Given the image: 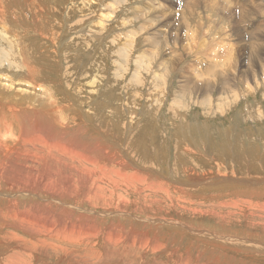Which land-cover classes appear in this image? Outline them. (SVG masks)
<instances>
[{
  "label": "rangeland",
  "instance_id": "obj_1",
  "mask_svg": "<svg viewBox=\"0 0 264 264\" xmlns=\"http://www.w3.org/2000/svg\"><path fill=\"white\" fill-rule=\"evenodd\" d=\"M195 1V11L184 13L181 0H3L0 30L6 32L0 33V90L36 91L33 106L54 112L56 108L41 94L48 87L61 103L63 111L55 115H61L60 122L70 131L69 136L74 134L77 121L84 142H106L110 149L122 150V159L133 156L134 162L119 165L103 162L98 152L91 154L98 167L111 168L109 176L95 183L88 201L85 195L79 198L85 208L96 209L97 215L75 219L61 217L53 209L43 210L72 235L98 238L96 253L107 249L103 245L110 236L120 252L133 250L129 257L136 264L154 260L172 264L166 257L171 248L183 255L184 264H193L196 256L198 264H264L262 247L250 244L260 236L264 243V55L260 57L264 44L259 49L252 43L253 31L264 35V17L255 14L250 21L246 16L260 5L258 0H219L229 7H214V13L203 7L201 0ZM161 10L167 13L162 25L158 18ZM210 37L217 43H211ZM19 42L26 48V59L30 57L37 66L25 81L13 59L14 44ZM157 43L165 45L163 51L159 52ZM203 43L207 45L202 50ZM250 66L255 69L252 74ZM36 80L43 86L30 84ZM207 86L213 101L200 106ZM104 93L110 96L108 100H104ZM85 111L94 116L83 118ZM187 147L195 155L186 152ZM192 168L202 175L194 182L189 177ZM124 177L135 180L127 183ZM199 180L209 182L194 184ZM23 202L30 200L23 198ZM37 205L35 200L33 209ZM24 207L19 205L21 210ZM33 209L31 215L40 221L51 219ZM157 216L206 229L204 233L184 232L170 221L154 225L150 221ZM117 220L125 232L132 225L139 232L153 229L159 235V247L142 249L138 240L111 236L106 225ZM212 232L220 237L216 239ZM165 236L167 240H163Z\"/></svg>",
  "mask_w": 264,
  "mask_h": 264
},
{
  "label": "bare ground",
  "instance_id": "obj_2",
  "mask_svg": "<svg viewBox=\"0 0 264 264\" xmlns=\"http://www.w3.org/2000/svg\"><path fill=\"white\" fill-rule=\"evenodd\" d=\"M173 1H178V0H173ZM181 2H182V5L184 4V8H183L184 13H192L195 11V8L197 5V2L195 0H181ZM218 2H219V0H201V5L204 8H206L207 10L210 9V11L211 10L213 11L214 7L215 8L216 7L217 8L223 7L222 5L226 6L228 4L227 3L225 5V4H222L221 2H219V3ZM216 3H217V5H215ZM257 3H260V5L257 6L254 10L252 9L249 12V15H247L244 12L246 14L248 20H250V21L253 20L252 19L253 17L256 18L257 16H260V15L262 17H264V0H258ZM1 4H3V0H0V5ZM15 6H16V4H15ZM227 7H229V5H227ZM231 9H232V7H231ZM161 11H162V13L159 12L158 18L160 20L159 24L162 25L166 19L165 14H167V13H165V10H161ZM0 12L3 13V8L0 10ZM213 13H214V11H213ZM218 13H220V12H218ZM244 13H242V15ZM255 14L257 16H253ZM163 17H165V18H163ZM232 18H233V16H232ZM252 23H250V24H252ZM1 27H2V25H1ZM256 28L257 27H255L253 29H256ZM233 29H234V27H233ZM260 31H263V30H260ZM5 32L6 31L0 30V33H5ZM243 35H246V33ZM4 36L7 37L11 41V43L14 41L11 38V36H7V35H4ZM5 37H3V38H5ZM211 37H213V36H211ZM211 37H210L211 43H217V41ZM247 37H245V38H247ZM240 38H241V36H240ZM252 40H253L252 43L255 42V44L257 45L256 48H259V46L264 44V43H261V42H264V35H262L261 33L260 34L257 33V35H256L253 31ZM206 41H207V39H206ZM1 44H2V40L0 39V45ZM250 44H251V42H250ZM14 45H15V58L13 57V59L16 62L17 66L21 70L20 75L22 77V80L25 81L27 75L33 74L36 71L37 66L34 67L32 65V61H31L30 57H28L26 59V56H25V49L26 48L23 45H21L20 42L15 43ZM205 45H207V44L206 43L202 44V46H201L202 50H203ZM156 47H158L159 52H161L164 50L165 45L162 43H157ZM27 49L29 50V48H27ZM217 51H219V50H217ZM261 52H262V50H261ZM254 53H255V51H254ZM250 54H252V53H250ZM262 55H264V54L260 53V57H262ZM158 57H159V54L157 56L154 55L153 61L156 60ZM214 58H215V56H214ZM208 59H210V58H208ZM232 59H234V58H232ZM262 59H264V58H262ZM210 60H212V59H210ZM1 66H2V63H1V59H0V68H1ZM45 66H46V68L48 67L47 65H45ZM211 67H215V66L212 65ZM46 68H45V70H47ZM226 68H228V67H226ZM226 68L224 70H226ZM229 68H230V66H229ZM100 69L102 70L101 67H100ZM100 69H98L99 72H100ZM116 70H117V68L114 69L112 79H114L115 78L114 76H116ZM212 70L215 71V69H213V68H212ZM228 70H230V69H228ZM252 70H255V69L250 66L248 71L251 74H252ZM230 71H232V70H230ZM220 72H222V71H220ZM240 73H242V72H240ZM256 73L258 74V72H256ZM210 74L211 73H209L208 75H210ZM233 74H235V73L233 72ZM220 75H221V73H220ZM220 75H218V76H220ZM224 76H225V74H224ZM224 76L222 75L221 77L226 79ZM244 77H245V73H244ZM227 78H228V76H227ZM96 79H98V78H96ZM116 79H117V77H116ZM125 79H127V78H125ZM211 79H213V78H211ZM229 80L230 79H227V81H229ZM20 82H23V81H20ZM96 82H98V81L96 80ZM111 83H113V82H111ZM30 84L34 85L35 87L43 86V84L37 80L31 82ZM95 86H94V88H95ZM210 91H211L210 87H208L204 90L205 95L202 98H200V101H201L200 106H208V105H210L208 102L213 101V100H211L212 98H211ZM35 93H36V91L21 90V89H16V90H13L12 92H9V93H6V92H3L2 90H0V246H1L0 264H136V262L132 261L131 257H129V253L130 254L133 253V250H130L129 252L128 251L127 252L126 251L120 252V250L116 247L117 242H112L110 240L112 237L109 236L108 237L109 239H107L106 241L104 240L105 243H104L103 247H105L107 249L103 250L102 253L98 254V253H96L97 248H96V242H95L98 238H86V237L78 238L77 236L72 235L70 232L65 231L61 226H57L55 221H54L53 216L48 214V213H45L43 211V210H52L53 209L61 217L75 218V219H84V218L91 217L92 215H97L96 209L85 208L83 205V202L79 198H82L85 195V200L88 201L91 191L95 188V183L97 181H99L100 179H102L106 176H109V174L111 173V168L108 167L106 169H102V168L98 167L99 163L92 159L91 154L94 152H98V154L100 155V158L103 162H113V163H116L119 165H122V164L126 163L127 161H131V162H134V161H133V156L130 157L128 160H126V158L122 159L121 158V156L123 155L122 150H118L116 147H115L116 149H110L109 146L105 145L106 142H105V144H104L105 146H104L101 143L100 139H99L100 142H96V143L84 142V140L81 138L82 132L80 131V125L77 123V121H76L77 126L75 128L74 134L72 136H69L68 134L70 133V131L66 128V125H64L60 122L61 115L59 114L57 117L55 115V113H57V111H60V112L63 111L62 110L63 108L61 107V103L57 99V97L55 96L54 92L48 87L43 88L41 91V94L45 97L47 102H49L51 105H53L56 108V110H54V112H52V111L48 112L45 110H41L37 107H34L33 106V100L35 99V97L32 95H34ZM98 93H100V92H98ZM103 95H104V100H108L110 98V96L106 93H104ZM193 96H194L193 95V88L191 87L190 97L192 98V100H193ZM196 100H194V101L196 102ZM95 105H98V104H95ZM125 105H129V104L126 103ZM65 106H67V105H65ZM79 108H81V107H79ZM88 109L90 110V108H88ZM103 109H104V107H103ZM93 112H95V111H93ZM106 112H108V111H106ZM87 116H92V115H90V112L88 114L85 111V113L82 117L86 118ZM133 116L135 117V115H133ZM8 117H10L12 121H9L7 119ZM134 119H136V118H134ZM14 125H16L15 131H13ZM144 125L147 126V124H144ZM92 126H93V124H92ZM133 127H134V125L131 124V128H133ZM96 130H97V128H96ZM41 133H45V136H41ZM123 135H125V134H123ZM104 136H105V134H104ZM90 141H94V140L91 139ZM194 142H196V141H194ZM115 143H117V142H115ZM198 143H200V141ZM187 144H188V142H187ZM184 145H185V143H184ZM113 146H111V147H113ZM116 146H118V144H116ZM190 146H191V144H190ZM118 147H120V146H118ZM185 150H186V152H188L192 155H195L193 153L194 150L192 151L189 147H187ZM195 153H198V152H195ZM194 169L195 168H192L191 175L189 176L190 180H193L192 182H194V180L197 181L196 177L202 176L200 174H196V171ZM195 175H198V176H195ZM124 178H125V181L127 183L133 182L135 180V179L130 178V177H124ZM206 182L207 181H205V180L203 182H200V180H199L198 182H195L194 184H202V183L206 184ZM208 182H207V184H208ZM154 188L158 192H163V190H161L159 187L155 186ZM164 191H166L165 187H164ZM23 198H28L30 200V203H28V204L24 203ZM35 200H38V205L33 209L34 204H35ZM243 201H246V200H243ZM246 202L252 203L251 201H248V200ZM20 204H25V207H24L25 210H21L19 208ZM54 206H56L57 208L54 209ZM32 209H33V212H35L36 214H46V215L51 216V219L50 220H44L43 222L40 221L38 218L33 217L31 215ZM107 209L108 208L106 207L105 210H107ZM196 209H203V208L198 207ZM216 209H218V208L216 207ZM167 221H170L171 223H175V224L179 225L180 227H182L184 232L192 230L193 232H196V233H198V232L204 233L205 229H206V228H203V227L198 226V225H197L198 227H192L191 225H188L184 222H181L178 220H167L166 218H161L159 216L153 218L150 222H153L152 224L156 225V224L165 223ZM217 224L220 225L221 223H217ZM122 225L123 224H122L121 220H117V221H113V222L107 224L106 229L111 230V236H114L116 238L117 237H124V238H133L135 240H138L139 244H143L142 249H144V248L147 250L148 249H157L159 247L158 242H159L160 238H159L158 233L156 231H154L153 229L144 230V228H143L142 231L139 232V229L134 227V225H132L130 227L129 231L125 232ZM227 225L229 227L231 226V224H227ZM223 230H225V229L223 228ZM218 233H219L218 235H222L221 232H218ZM212 234H213L212 236L216 237V239L220 237V236H217L216 233H214V232H212ZM210 237H211V235H210ZM226 237H227V235H226ZM167 239H168V236L163 237V240H167ZM201 239H205V238H200V240ZM214 240H212V242ZM252 240H254V241L251 243L250 242H248V243H250V244L256 243L255 247L261 246L262 249L264 250V247H263L264 243L262 242V236H260L258 238L256 237L255 239H252ZM218 241H219V239H218ZM227 241H229V239ZM205 242L208 243L207 241H205ZM209 242H211V241H209ZM238 245H239V243H238ZM226 247L230 248L231 246H226ZM241 247L244 248V250H245V245H243ZM231 248L238 250L239 247H231ZM252 249H255V248L252 247ZM214 250H216V249H214ZM246 251H248V249ZM256 251H258V250L256 249ZM215 252H217V250ZM260 253L264 254V251H262ZM187 254L188 255L190 254L189 250L187 251ZM215 254H217V253H215ZM215 254H213V255H215ZM224 254H225V252H224ZM100 256H104V260H101ZM121 256L123 257V259ZM124 257L130 259L129 262L125 263ZM166 257H167V261L169 263L184 264L183 255L176 248H171L166 253ZM51 259H53V261L48 262ZM194 259L196 261H198L199 256L194 257ZM249 259H254V258L252 256H250ZM214 260H216V259H214ZM217 261H221V259H218ZM195 262L193 264H198ZM245 263H247V262H243V264H245ZM151 264H162V263H160L158 260H154L153 263H151Z\"/></svg>",
  "mask_w": 264,
  "mask_h": 264
}]
</instances>
